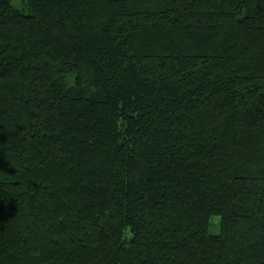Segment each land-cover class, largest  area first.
<instances>
[{"label":"trees","instance_id":"16d2710c","mask_svg":"<svg viewBox=\"0 0 264 264\" xmlns=\"http://www.w3.org/2000/svg\"><path fill=\"white\" fill-rule=\"evenodd\" d=\"M0 264H264V0H0Z\"/></svg>","mask_w":264,"mask_h":264},{"label":"rangeland","instance_id":"374dc122","mask_svg":"<svg viewBox=\"0 0 264 264\" xmlns=\"http://www.w3.org/2000/svg\"><path fill=\"white\" fill-rule=\"evenodd\" d=\"M14 4L16 5L17 2L15 1ZM219 229V217H214L212 218V227H211V231L212 232H217Z\"/></svg>","mask_w":264,"mask_h":264}]
</instances>
